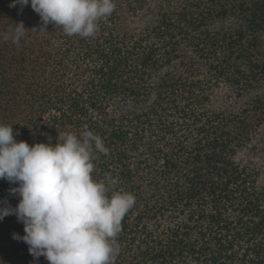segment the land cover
I'll list each match as a JSON object with an SVG mask.
<instances>
[{"label":"trees","instance_id":"1","mask_svg":"<svg viewBox=\"0 0 264 264\" xmlns=\"http://www.w3.org/2000/svg\"><path fill=\"white\" fill-rule=\"evenodd\" d=\"M11 4L0 33L28 30L0 38V124L30 145L85 125L101 136L93 178L135 195L115 264H264V182L237 160L264 124V0H115L93 37L39 31L30 0ZM218 92L250 100L220 106ZM16 186L0 179V206L19 203ZM14 233L11 214L0 264H48Z\"/></svg>","mask_w":264,"mask_h":264},{"label":"clouds","instance_id":"2","mask_svg":"<svg viewBox=\"0 0 264 264\" xmlns=\"http://www.w3.org/2000/svg\"><path fill=\"white\" fill-rule=\"evenodd\" d=\"M46 31L47 25L62 27L68 36L93 37L99 21L110 16L115 0H30ZM23 8L29 0H12ZM24 23L0 33V38L19 44ZM13 125L0 124V179L16 184L11 195L20 197L12 207L0 206V220L15 214L24 235L13 234L29 246L38 261L48 264H115L120 253L117 237L122 220L135 205V195L116 190L118 178L106 175L95 180L93 161L107 155L101 136L85 125L79 133H60L57 143L16 139Z\"/></svg>","mask_w":264,"mask_h":264},{"label":"rangeland","instance_id":"3","mask_svg":"<svg viewBox=\"0 0 264 264\" xmlns=\"http://www.w3.org/2000/svg\"><path fill=\"white\" fill-rule=\"evenodd\" d=\"M255 95L256 93L253 92L250 96ZM227 96V94L218 92L215 96V103L220 106H225L226 102L224 100H228L233 101L232 106H234V108H242L245 104V99L247 98V101L250 100L249 97L242 99L243 102H240L239 99L238 103L240 102L241 104L238 106L235 99H229ZM237 160L242 165H246L255 172L257 171L259 173V182H264V124L256 134L243 145L242 149L239 150Z\"/></svg>","mask_w":264,"mask_h":264}]
</instances>
